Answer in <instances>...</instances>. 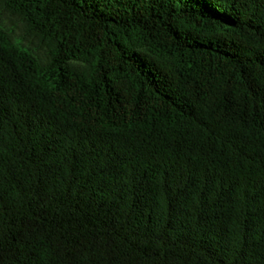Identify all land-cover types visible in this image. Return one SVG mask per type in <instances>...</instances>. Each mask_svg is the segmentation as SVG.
<instances>
[{
  "label": "trees",
  "instance_id": "obj_1",
  "mask_svg": "<svg viewBox=\"0 0 264 264\" xmlns=\"http://www.w3.org/2000/svg\"><path fill=\"white\" fill-rule=\"evenodd\" d=\"M0 264H264V0H0Z\"/></svg>",
  "mask_w": 264,
  "mask_h": 264
},
{
  "label": "rangeland",
  "instance_id": "obj_2",
  "mask_svg": "<svg viewBox=\"0 0 264 264\" xmlns=\"http://www.w3.org/2000/svg\"><path fill=\"white\" fill-rule=\"evenodd\" d=\"M2 21H3L5 24L9 25V21H8L7 19H2ZM16 34H17V35L20 34V31L17 30V29H16Z\"/></svg>",
  "mask_w": 264,
  "mask_h": 264
}]
</instances>
